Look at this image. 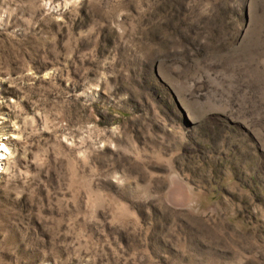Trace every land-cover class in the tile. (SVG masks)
Instances as JSON below:
<instances>
[{
	"label": "rangeland",
	"instance_id": "1",
	"mask_svg": "<svg viewBox=\"0 0 264 264\" xmlns=\"http://www.w3.org/2000/svg\"><path fill=\"white\" fill-rule=\"evenodd\" d=\"M0 264H264V0H0Z\"/></svg>",
	"mask_w": 264,
	"mask_h": 264
},
{
	"label": "snow or ice",
	"instance_id": "2",
	"mask_svg": "<svg viewBox=\"0 0 264 264\" xmlns=\"http://www.w3.org/2000/svg\"><path fill=\"white\" fill-rule=\"evenodd\" d=\"M0 147H2V146H0Z\"/></svg>",
	"mask_w": 264,
	"mask_h": 264
}]
</instances>
